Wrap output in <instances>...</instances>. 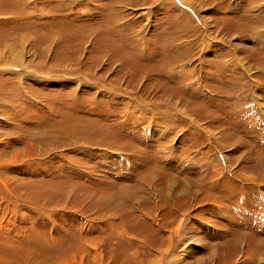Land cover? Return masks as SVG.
Instances as JSON below:
<instances>
[{"label":"rangeland","instance_id":"1","mask_svg":"<svg viewBox=\"0 0 264 264\" xmlns=\"http://www.w3.org/2000/svg\"><path fill=\"white\" fill-rule=\"evenodd\" d=\"M152 263L264 264V0H0V264Z\"/></svg>","mask_w":264,"mask_h":264},{"label":"crops","instance_id":"2","mask_svg":"<svg viewBox=\"0 0 264 264\" xmlns=\"http://www.w3.org/2000/svg\"><path fill=\"white\" fill-rule=\"evenodd\" d=\"M215 153H211L209 155V157L212 159V161H215L217 162V165L221 166V167H226V166H229L228 165V161H227V158H226V155L222 154L221 151H214ZM196 159V157H194ZM195 161V160H194ZM196 164V163H195ZM178 182L177 180L175 181V183ZM181 183H184L185 184H188V189L190 190V187H189V183L186 181V182H183V181H179ZM194 190H198L197 188L194 189ZM184 192H187V190H183ZM252 195V194H251ZM250 199V197H249ZM239 201H236L234 203H231L232 206H231V210L234 211V209L236 208L237 205H239ZM244 203V204H243ZM242 204L245 206V201L242 202ZM251 207H248L247 210L244 208H241V211L239 212V214L237 215L236 214V217H240V218H243V222L245 223V218L246 216H250V212H251ZM242 216V217H241Z\"/></svg>","mask_w":264,"mask_h":264},{"label":"bare ground","instance_id":"3","mask_svg":"<svg viewBox=\"0 0 264 264\" xmlns=\"http://www.w3.org/2000/svg\"><path fill=\"white\" fill-rule=\"evenodd\" d=\"M171 245H172V244H171L170 242H168V246L166 247V250H165L166 252L169 250L168 247L170 248ZM212 255H213V254H212ZM212 258H213V257H212ZM152 264H153V263H152Z\"/></svg>","mask_w":264,"mask_h":264}]
</instances>
